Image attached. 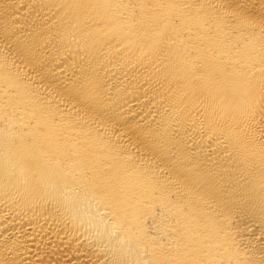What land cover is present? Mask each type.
Masks as SVG:
<instances>
[{"label":"bare ground","instance_id":"1","mask_svg":"<svg viewBox=\"0 0 264 264\" xmlns=\"http://www.w3.org/2000/svg\"><path fill=\"white\" fill-rule=\"evenodd\" d=\"M0 264H264V0H0Z\"/></svg>","mask_w":264,"mask_h":264}]
</instances>
